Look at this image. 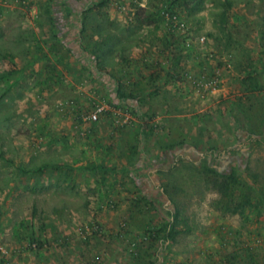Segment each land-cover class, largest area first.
<instances>
[{
  "label": "rangeland",
  "instance_id": "rangeland-1",
  "mask_svg": "<svg viewBox=\"0 0 264 264\" xmlns=\"http://www.w3.org/2000/svg\"><path fill=\"white\" fill-rule=\"evenodd\" d=\"M31 263L264 264V0H0V264Z\"/></svg>",
  "mask_w": 264,
  "mask_h": 264
},
{
  "label": "trees",
  "instance_id": "trees-1",
  "mask_svg": "<svg viewBox=\"0 0 264 264\" xmlns=\"http://www.w3.org/2000/svg\"><path fill=\"white\" fill-rule=\"evenodd\" d=\"M91 54H95V51L91 52ZM104 52L100 53V55H103ZM180 57H178L173 65L177 66L179 63ZM199 79V78H198ZM250 85H249V91L256 92L260 90V85L256 78H249ZM248 90V89H247ZM117 96L118 98L123 101L126 98H135L131 93L124 94L120 89L119 86H117ZM175 145H171L170 149H173ZM206 174L207 176H211V179H213L211 182L214 186V188H218L219 191L222 193V199L223 201H220L219 204H222L223 214H231V215H239L243 216L245 209L252 206V201L250 197H246L245 200L239 201V199L234 198L233 193L237 191V187L239 186L238 179L234 175V173L229 174H223L218 173L215 169L209 166H205ZM249 190L250 189L249 187ZM239 198V197H238ZM169 216L171 218V221L164 223L162 227L159 229V233H163V241L168 242L171 241L175 231L173 230L174 226L172 223H174L178 219V211L175 212H169ZM33 242V241H32ZM35 244V243H34ZM42 243L38 242V247H41Z\"/></svg>",
  "mask_w": 264,
  "mask_h": 264
},
{
  "label": "built area",
  "instance_id": "built-area-1",
  "mask_svg": "<svg viewBox=\"0 0 264 264\" xmlns=\"http://www.w3.org/2000/svg\"><path fill=\"white\" fill-rule=\"evenodd\" d=\"M203 79V80H202ZM199 82H202L204 84L200 85L202 87H204L205 89L208 87L207 85V81L204 80V77L198 79ZM211 85V84H210ZM212 87V86H211ZM214 89V88H212ZM216 90V89H215ZM105 107L104 106H100V105H97L94 109V111L88 116V121L90 122H96L99 118V116H101L104 112H105ZM130 121V118L128 116H126L123 120H122V123H120V125H125V124H128ZM31 264H34V263H31Z\"/></svg>",
  "mask_w": 264,
  "mask_h": 264
}]
</instances>
